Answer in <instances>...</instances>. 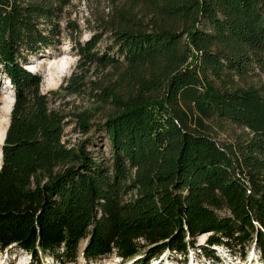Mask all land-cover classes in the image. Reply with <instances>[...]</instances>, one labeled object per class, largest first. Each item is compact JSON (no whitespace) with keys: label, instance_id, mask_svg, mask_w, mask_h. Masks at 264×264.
<instances>
[{"label":"trees","instance_id":"16d2710c","mask_svg":"<svg viewBox=\"0 0 264 264\" xmlns=\"http://www.w3.org/2000/svg\"><path fill=\"white\" fill-rule=\"evenodd\" d=\"M72 1L0 0V76L14 96L0 252L149 264L199 250L217 263L219 247L242 260L252 248L264 263V0H104L100 33L73 39L78 63L43 93L26 67L60 45ZM87 65L107 72L89 80ZM61 91L94 106L72 119L54 105ZM70 120L104 137L109 157L88 148L99 137L66 139Z\"/></svg>","mask_w":264,"mask_h":264},{"label":"rangeland","instance_id":"374dc122","mask_svg":"<svg viewBox=\"0 0 264 264\" xmlns=\"http://www.w3.org/2000/svg\"><path fill=\"white\" fill-rule=\"evenodd\" d=\"M67 14L64 20L60 23L62 28V35L60 37V45L55 51H50L46 54L45 58L34 61L28 68L32 72L38 73L41 78L40 89L43 93L53 92L60 90V86H65L66 79L71 74L72 70L79 61L77 53L73 47V39L78 37L80 42L87 41L90 37L100 33L98 21L99 18H104L109 12L106 2L104 0H73L71 5L66 9ZM66 20L71 24L75 23V27L78 29V34H74L72 37L68 31H64ZM73 26V25H72ZM74 27V28H75ZM104 40H102L98 48L103 50ZM27 69V68H26ZM83 73L89 80H98L103 78L106 70H102L96 66H84L82 68ZM13 91L10 89L8 82L2 76H0V127L3 126V131L6 132L9 125V115L12 108L9 104V100L14 98ZM54 105H60L62 108L70 114V118L77 112H81L87 108H93L94 104L89 101L86 94L72 95L61 91L60 94L55 96ZM7 107H10L7 112ZM95 111V110H94ZM107 111L98 110L94 113V118L91 120L92 124L103 121L104 113ZM69 118V119H70ZM70 122H73L70 120ZM2 123V125H1ZM75 124L67 127L66 139L72 144H76L89 136L99 137L96 139V147H88L90 150H94L96 154H102L105 157H109L108 142L98 132H92L88 136H83L79 133H74ZM5 137V134L3 135ZM4 137H0V147L3 143ZM220 140H224L225 136H219ZM0 165H1V150H0ZM207 234L200 235L196 238V245H204ZM216 254L218 256V262L212 263L201 254L199 250L197 252L190 251L187 258L172 256L168 252L163 253L158 259L152 260L149 264H264L260 259L256 251L249 249L245 259H241L238 255H232L227 250L219 247ZM45 264H53L49 258L43 259ZM30 261L29 255L24 252L10 251L0 252V264H28ZM134 260L122 261L120 258L111 255L107 258L101 259L96 263L91 264H133ZM78 264H86L81 257H79Z\"/></svg>","mask_w":264,"mask_h":264},{"label":"bare ground","instance_id":"6f19581e","mask_svg":"<svg viewBox=\"0 0 264 264\" xmlns=\"http://www.w3.org/2000/svg\"><path fill=\"white\" fill-rule=\"evenodd\" d=\"M26 68H27V70L31 71V69L28 68V66H27ZM12 95H13V94H12ZM9 101H10V102H9L8 105L11 106V104H13V98H11ZM9 108H10V107H7V108H6V109H7V112H8V110H9ZM1 125H2V123H1ZM3 130H4V129H3V126L0 127V137H1V138L4 137L3 135L6 133V132H4ZM1 138H0V139H1Z\"/></svg>","mask_w":264,"mask_h":264},{"label":"water","instance_id":"95a60500","mask_svg":"<svg viewBox=\"0 0 264 264\" xmlns=\"http://www.w3.org/2000/svg\"><path fill=\"white\" fill-rule=\"evenodd\" d=\"M13 100H14V98H13ZM4 141V140H3Z\"/></svg>","mask_w":264,"mask_h":264}]
</instances>
